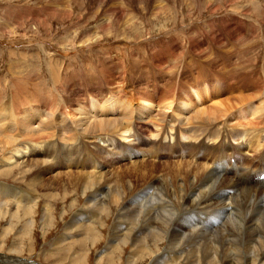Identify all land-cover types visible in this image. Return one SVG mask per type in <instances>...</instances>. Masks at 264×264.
Returning <instances> with one entry per match:
<instances>
[{
  "label": "bare ground",
  "instance_id": "6f19581e",
  "mask_svg": "<svg viewBox=\"0 0 264 264\" xmlns=\"http://www.w3.org/2000/svg\"><path fill=\"white\" fill-rule=\"evenodd\" d=\"M250 29L252 30V28ZM248 33L246 32V34ZM206 40L212 41V38ZM216 41L218 42V40ZM249 41L245 45H248V49L252 47L250 43L252 40ZM260 41L258 45L261 47L264 42ZM243 42L245 44L246 41ZM189 43L191 42L189 41ZM70 53L72 52L70 51ZM202 54L204 56V53ZM46 55H44L46 68L49 78H51L54 88L59 94V102L53 106L44 99H33L25 103L19 101L21 103L1 105L0 139L2 140H0V154L3 152L14 153L13 156L11 155L12 157L5 159L10 161L17 157L15 154L17 155L26 149L31 151L32 156L36 155L37 158L32 157L26 165L24 161H19L24 158L25 153L21 159L15 158L14 164L2 160L0 177L11 180L16 172H20L24 177L34 175L35 177L31 179V186L39 189L40 192L42 187H53L55 190L56 186L61 185L63 174L48 178V184H45L40 176L44 173L50 174L47 166H63L65 169L68 168L71 173L66 175L70 186L77 188L78 194H82L83 200L79 199L76 193L58 195L45 192L47 194H40L37 197L35 195L34 197V195L21 190L22 187H14L10 183L3 182L6 180L0 179L2 180L0 181V222L10 219L8 226L4 227L2 232L15 231L18 222H21L22 226L18 233L28 231L29 234L33 229H36L35 226L39 218L36 216V212H39L37 209L42 201L45 202V205L42 207L40 219L42 226H44L43 232H45L46 229L56 226L55 210L56 205L59 204L58 201H60L64 206V214L73 212V215L66 224L68 229L65 233L68 234L61 238L59 236L52 245L51 256L55 257L52 259L55 260V264H88L87 259L91 256V251L101 244L104 250L99 253L96 252L100 259L96 254L95 264H264V112L262 110L263 113L254 119L248 120L246 116H243V119L236 117L233 121L230 120V113L235 109L237 110L245 99L252 95L256 97L254 95L256 93H264L261 85L259 89L256 79L258 75L264 74V61L262 67L257 64L259 55H255L243 63L235 60L234 55H238L236 53L215 56L214 60L211 58L212 63L207 67L210 73H205L198 82L194 81L191 71L187 70L184 71V75L177 76L174 73L168 75V71L161 70L157 64V58L153 57L147 65L157 71L159 76L157 75L155 78L152 76L153 79L150 76L149 79L145 77L141 86L135 84L136 86L127 88L125 83L123 85L120 83L121 86L114 84L115 87L110 88L103 85L84 84V86H75L70 89L59 88L57 84L61 75H63V81L70 79V75L73 73L72 68L70 69L68 66L62 68L61 71V67L59 69L57 64L52 62V56ZM65 56L68 60H73L75 57L71 54ZM106 59L105 61L109 60L110 65L111 63L118 65L120 61L126 58L108 55ZM129 59L132 61V58ZM170 59L172 63L169 67H175L174 64L183 60L181 57L175 56L170 57ZM225 64L229 65L228 69H226ZM149 67L147 69L152 71ZM143 70L146 71V69ZM169 72L171 73V71ZM156 91L158 92L156 93ZM88 92H91L90 95ZM261 95L263 96V94ZM190 96H194L193 102L187 101ZM16 102L18 101L16 100ZM246 103L249 102L245 101ZM251 103L253 102L249 104ZM205 104L210 106L205 107ZM153 105L160 107L158 113L162 111L165 115L172 112L178 120H171V116L152 117V114L145 112V110ZM200 106L205 108L203 107L202 111L200 109L196 112L189 111L194 107L201 108ZM176 110H183V113ZM256 113L251 112L249 115H256ZM59 114L68 119L57 122ZM37 115H39V120L33 124L32 117ZM182 117L187 121L181 122ZM225 118H229V120L225 121ZM137 121L146 122V125L156 126L157 129L161 127L158 131H162V137L165 133H170L167 130L173 131L178 122V128L182 132L179 133V130H176L174 143L161 144L160 148L165 151L172 148L170 153H164L165 161L162 164L173 162V158L178 157L174 156L176 149H178L182 159L179 162L177 160L174 162H182V164L163 165L166 173L158 178L151 175V169L143 171L137 165L128 168L122 174L114 175L113 179H108L106 175L102 176L100 171L105 164L112 165L103 159L125 158L132 154L137 158L139 150H146L140 143L136 145L137 149L132 148L130 150L128 148L130 151L127 155L115 140V135L128 134L131 131L139 138L135 125ZM186 126L188 127L186 128ZM219 126L231 127L232 130L228 133L243 142L245 136L250 134L249 130L253 129L257 132L260 137L253 139L255 143L251 145V148H255L251 162L255 161L258 164L257 167L251 168L250 165L231 166L227 162L226 158L231 147L225 142L226 128L224 127V131H221ZM238 129L242 130L243 133H240ZM204 134H206L205 140L213 141L212 148H206L203 140L197 145L183 143L185 140L199 141ZM101 142H107L109 146H114L115 152L105 155L104 152L106 151H103L98 145ZM154 142L156 143L152 144L151 147L150 143H147L146 146H149L150 150H157L159 141ZM95 143L97 144L95 148H91ZM242 150V147L233 148L231 155L236 154L237 156ZM184 153L194 154L196 159L204 161H208V158L211 157L210 163L203 167L197 164L192 170H189L192 162L183 159ZM246 160L248 157L244 161ZM119 161L121 162L123 159H119ZM22 165L26 166V169L22 168ZM156 167L154 166L155 169ZM69 168L79 170L78 174L72 173L73 171ZM191 174H194V178L187 182ZM181 177L184 178L186 185L177 180ZM159 183L167 187L165 198L155 193L145 195L141 193L142 190L140 191L144 185L152 188ZM191 212H196V215L201 217V221L198 223L190 222L188 226L183 228L179 226L181 216ZM210 214L222 215L224 222L221 229L216 230L215 227L219 225V222L213 219L211 226L214 228L207 230L208 232L211 231L214 237L211 255L207 257L201 254L199 242L202 232L205 231L203 230L204 220ZM111 216L114 217V221L109 227L107 220ZM73 231L77 232L79 236L72 237L70 234ZM141 231L146 232L145 237L147 239L141 234L139 235ZM174 233L177 239H174ZM25 237L24 240L27 241L28 238ZM186 240L193 242L190 245L193 251L191 259L188 258L190 251L187 250V246H184ZM76 246L78 247L75 248ZM23 264L30 263L25 262Z\"/></svg>",
  "mask_w": 264,
  "mask_h": 264
},
{
  "label": "rangeland",
  "instance_id": "374dc122",
  "mask_svg": "<svg viewBox=\"0 0 264 264\" xmlns=\"http://www.w3.org/2000/svg\"><path fill=\"white\" fill-rule=\"evenodd\" d=\"M250 28H252V30ZM246 32L249 33L246 34ZM216 37L218 38L216 39ZM251 37L252 39H250ZM207 38H212L213 42L208 40V43L206 40ZM194 40L195 42H193ZM216 40H218V42ZM249 40L252 41L250 42ZM260 40L264 42V0H0V107L1 105L5 106L10 103L30 102L33 99H44L53 106L58 104L60 97L54 88L51 78H49L50 76L48 75L46 68L47 64H45L44 58V55L46 54H48L46 56H52V62L57 64L59 69L61 67V71L62 68H66L68 66L70 69L72 68L73 73H71L70 79L67 80L68 82L63 81V75L59 76V83L57 84V87L59 88L66 87V89H70L75 86H84V84H93L92 86L95 84L103 85L111 88L115 87L116 84L117 86H121L124 83L127 88H131L135 84H137V86H141L145 77L147 79H149V76L150 78H152V76L153 78L157 77V71L151 69L147 65L148 62L152 61L153 57L157 58V64L161 70L168 71V75L174 73L179 76L181 74L184 75L185 70L191 71L195 82H198L205 73H210L207 67L217 56H225L236 53L238 55H234V58H237H235V60L243 63L246 60L253 58L255 55H259L257 64L262 67L264 61V43L260 47L258 45ZM189 41L191 43H189ZM243 41H246L245 44ZM248 41L252 46L250 49H248V45L245 46ZM70 51L72 53H70ZM202 53H204V56ZM66 54L75 55V57H73V60H68L65 56ZM197 54L201 55L198 56ZM108 55L117 57L123 56L126 59L120 61L118 65H112V63L110 65L109 60L105 61L107 60L106 58H108ZM173 56L177 58L181 57L183 60H179L177 64L173 63L175 67H169L172 63L170 57L172 58ZM129 58H132V61ZM200 59H203L205 62ZM147 67H149L152 71H149ZM225 67L228 69L229 65L225 64ZM140 68L146 69V71L143 69L141 70ZM169 71H171V73ZM137 73L139 74L137 75ZM256 79L258 80L259 89L261 85V88L264 91V74L258 75ZM157 92L158 91H156V93ZM90 93L91 92H88V95H90ZM254 93H256V91H254ZM182 94L185 95L184 93ZM261 94H263V96ZM261 94H254L256 95L257 100H255L256 97H253V95L251 96L253 98L249 97L248 99H245L246 102L253 103L245 104L244 101L241 104L242 106L240 105L241 108L238 106L239 109L237 108V110L235 109L230 113V120L233 121L236 117H241L240 119H243L245 116L248 120L254 119L257 115L263 113L264 93ZM193 97L194 96H190L187 101L193 102ZM261 98L263 99L261 100ZM16 100L18 102H16ZM209 104H205L204 106L206 107ZM211 105L213 106V104ZM204 106H200L201 108L194 107L189 109V111L196 112L198 109L202 111ZM159 108L160 107L158 105H153L148 107L145 112L152 114V117L171 116V120H178L172 112L166 113L165 115H163L164 112L162 111L158 113L157 111ZM174 108L175 106L173 109ZM262 110L263 112H261ZM176 111L183 113V110ZM251 112L257 113L256 115H249ZM32 118V123L35 124L39 120V115ZM67 119L68 118L62 114L57 116V122L66 121ZM224 120L228 121L229 118H225ZM180 121L186 122L187 120L182 117ZM145 123L146 122L142 123V121H137V124H135L139 138L136 137L134 133H131V131L128 134L121 133L119 135H115V140H117L116 143L125 151V153H127V155L132 148L137 149L136 145L140 143H142L146 150H139V156L137 158L132 154L131 156H127L125 158L103 159L112 165L105 164L103 169L100 171L102 176L106 175L108 179H113L114 175L122 174L128 168L137 165V167L143 171L151 169V175L158 178L166 173L163 165L182 164V162H174L175 160L179 162L182 159L178 149L175 150L176 153L174 154V156L178 157H174L173 162L162 164L165 161L163 157L164 153H170L172 148L170 147L171 150L166 151L163 150V148H160L161 144L168 145L169 142L174 143L176 130H179V133L182 132L178 128V122L175 124L174 130H167V132L170 133H165L163 137L161 136L162 131H158L161 127L157 129L156 126L150 127V124L146 125ZM227 123L232 124L231 122ZM187 127L188 126H186V128ZM224 127L227 131H225V142L231 147V150L228 151L229 155H227L226 158L227 162L231 166L250 165L251 168L257 167L258 164H256L255 161L251 162V158L254 157L253 153L255 150V148H251V145L255 143V141L253 142V139L260 137L257 132L253 129L249 130L250 134L245 136L246 138L243 139V142L239 138L232 137L231 133H228V131L230 132V130H232L230 126H228L230 128H227V126H219L221 131H224ZM238 131L243 133L240 129H238ZM205 135L206 134L202 135L199 141L185 140L182 142L197 145L203 140L206 148H212L213 141H210L209 139L208 141L205 140ZM164 137L167 138L164 139ZM154 141H159L157 150H150L149 146L146 145L147 143H150L151 147L152 144L156 143ZM95 145L97 144H93L91 148H95ZM98 145L103 149V151H106L104 152L105 155L115 152L114 146H109V143L107 142H101L100 144L98 143ZM237 147H242V152L237 154V156L236 154L231 155V153H233V148ZM128 148H130V150H128ZM24 153L25 156L21 159ZM13 154L14 153L10 152L1 153L0 166L3 165L2 160H4V162L14 164L13 162H16L15 158L17 160L21 159L19 161H24V164L26 165L28 163L27 161L32 157L37 158L36 155H31V151L23 149V152L20 151L17 155L15 154L17 157L12 158V161H6L8 158L12 157ZM2 156L4 157L2 158ZM202 156L204 157L203 154ZM246 156L248 157V160L244 161L247 159ZM210 158L211 157L208 158V161L205 160L207 162L206 163L204 160L196 159L194 154L184 153L183 157V159H187V161L192 162V166L189 170H192L194 165L197 164H199L198 166L200 167L207 166L208 163H210ZM119 159H123V161L120 162ZM23 165L22 168L26 169V166ZM154 166H157L156 169ZM47 168L50 171V174L47 175L44 173L40 176L41 179L45 181V184H48V178H54V175L63 174L61 185L56 186L55 190H53V187H42L40 192L39 189L34 188L30 184L31 179L35 176L24 177L20 174V172L15 173L13 179H11L12 181L1 177L0 179L6 180L3 182L10 183L14 187H22L21 190L34 195V197L35 195L37 197L40 194L43 195L47 193L58 195L76 193L77 197L83 200L82 194H78L77 188L70 186L69 184V179L66 175L71 173L68 171V168L65 169L63 166H47ZM69 170L76 174H78L79 171L77 169L70 168ZM193 176L194 174H191V177L187 182L192 181L194 178ZM177 180L186 185L183 177L180 179L177 178ZM32 191H34V194ZM140 191L145 195L155 193L162 198L167 196V187L162 183H159L152 188L144 185V187L140 188ZM58 202L59 204L56 205L55 210L57 217L56 226L46 229L45 232H43L44 226H42L43 224H41L40 219V214L43 209L42 207L45 205V202L43 201L37 209L39 212H36V216L39 217L38 223L35 226L36 229H33V231L29 232V234L28 231L18 233L19 229H22L21 222L16 224L17 227L15 231L4 233L2 232L4 231L3 228L8 226V221H10V219L2 221V223L0 222V264H23L25 262L30 264H55V260H52L55 257L53 255L51 256L52 245L56 242V240H58L59 236L61 238L65 234H68L65 233L67 231L66 229H68L66 224L70 220L71 215H73V212H68L66 213L67 215L64 214L63 203L60 201ZM113 219L114 217L111 216L109 220H107L109 227L112 225L114 221ZM213 219L218 220L219 222V225L215 227L216 230L221 229V225H223L224 222L222 215L214 216L210 214L208 218L204 220L205 224L203 226V230L205 231L202 232L199 244H201V254L207 257L211 255L212 241L214 240V237L212 236L213 233L211 231H207L210 228H214L211 226ZM200 221L201 217L196 215V212H191L182 215L178 225L183 228L184 226H188L190 222L198 223ZM145 233L141 231L139 232V235L141 234V236H144V238L147 239V237H145ZM70 235L72 237H76V235L79 236V234L75 231H73ZM173 235L174 239H177V237H175L176 234L174 233ZM24 237L28 238L27 241L24 240ZM73 240L74 238L72 241ZM187 241L188 240L184 242V246H187V250L191 252L188 254V258L191 259L193 251L190 245L193 242ZM216 242L217 240L215 241L214 246L216 245ZM77 247L78 246L75 248ZM103 250L102 244L93 249L91 251V256L87 259L88 264H95L96 252L99 253ZM97 256L100 259L98 254Z\"/></svg>",
  "mask_w": 264,
  "mask_h": 264
}]
</instances>
